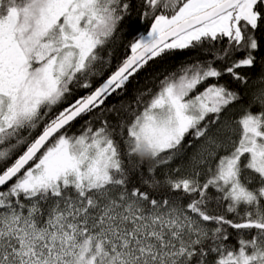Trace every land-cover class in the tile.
Returning a JSON list of instances; mask_svg holds the SVG:
<instances>
[{
    "label": "snow or ice",
    "instance_id": "1",
    "mask_svg": "<svg viewBox=\"0 0 264 264\" xmlns=\"http://www.w3.org/2000/svg\"><path fill=\"white\" fill-rule=\"evenodd\" d=\"M262 22L264 0H0V264H264Z\"/></svg>",
    "mask_w": 264,
    "mask_h": 264
},
{
    "label": "trees",
    "instance_id": "2",
    "mask_svg": "<svg viewBox=\"0 0 264 264\" xmlns=\"http://www.w3.org/2000/svg\"><path fill=\"white\" fill-rule=\"evenodd\" d=\"M135 15V14H134ZM147 27V25H142L140 23H136L134 25V28L137 31H144V29ZM123 35L117 34L116 40L111 46L114 50L115 57H114V63L121 59L127 51V44L132 38V33L127 30V28L122 27ZM257 36L261 38V50L257 53V65L255 68L251 70H245L244 74L249 76V86H248V92L251 94V92L257 88H260L264 85H260L257 83V78L261 75V72H264V66L261 65L260 60L262 57H264V22L261 24L260 30L257 32ZM221 45L217 44V47H220ZM190 55L185 54H176L172 57H166L161 60H157L155 62L150 63L148 69L145 72L140 73L138 80L139 84L136 83V81H133L134 87H145V86H151V80L153 77L159 75L163 76L164 74L172 71L178 70V67L180 64H182L185 60L190 59ZM228 77H224L222 82H227ZM131 95V94H130ZM130 99L129 97H125V100Z\"/></svg>",
    "mask_w": 264,
    "mask_h": 264
}]
</instances>
